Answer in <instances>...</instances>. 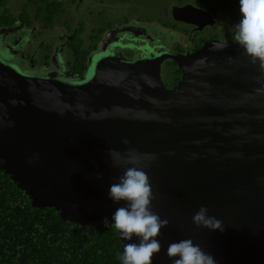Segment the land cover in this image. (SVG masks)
Returning <instances> with one entry per match:
<instances>
[{
	"label": "water",
	"instance_id": "1",
	"mask_svg": "<svg viewBox=\"0 0 264 264\" xmlns=\"http://www.w3.org/2000/svg\"><path fill=\"white\" fill-rule=\"evenodd\" d=\"M190 10L174 8L172 17L203 19L194 22L199 28L211 24L204 12L190 18ZM106 51L89 58L86 73L74 81L24 74L0 60V170L33 208H54L63 221L92 226L105 217L111 224L125 206L108 196L124 171L112 165L108 149L154 154L145 169L152 210L169 223L156 238L162 247L152 263L172 264L179 257L167 256L168 245L192 239L218 264H264L260 62L219 40L191 54L163 52L134 62ZM165 60L182 72L172 88L161 78ZM202 205L222 221L223 232L192 223ZM117 232L122 255L125 244L139 243Z\"/></svg>",
	"mask_w": 264,
	"mask_h": 264
},
{
	"label": "flooded vegetation",
	"instance_id": "2",
	"mask_svg": "<svg viewBox=\"0 0 264 264\" xmlns=\"http://www.w3.org/2000/svg\"><path fill=\"white\" fill-rule=\"evenodd\" d=\"M155 0H0V60L16 65L24 74L50 76L68 81L86 73L89 58L111 50L123 62L153 60L163 52L185 55L210 41L241 46L235 40L239 0H156L166 4L161 25L137 8ZM190 7L188 16L209 15L210 23L175 20L174 8ZM130 11V12H129ZM192 20V19H190ZM101 24L93 27V25ZM89 26V31L84 29ZM87 37L88 42L84 40ZM122 45V46H120ZM175 79L177 65L161 64L162 72Z\"/></svg>",
	"mask_w": 264,
	"mask_h": 264
},
{
	"label": "clouds",
	"instance_id": "3",
	"mask_svg": "<svg viewBox=\"0 0 264 264\" xmlns=\"http://www.w3.org/2000/svg\"><path fill=\"white\" fill-rule=\"evenodd\" d=\"M239 23L235 25L237 34L235 40L242 46L244 53L251 62H260L264 68V0H239ZM227 47V44L218 45ZM124 144L128 141L124 140ZM108 154L114 167H124L123 174L108 189V196L114 203L125 202V206L118 207L103 223L113 226L119 231L125 241L132 240L133 236L139 243L124 245L122 264H152V257L161 251V243L156 239L162 228L168 225L167 219H161L152 210L154 199L152 185L145 171L152 161L154 154H141L129 148L124 153L115 149H108ZM100 179V174H97ZM192 223L211 231H224L222 221L208 215V208L201 206L192 216ZM166 254L172 259V264H218L215 257L205 252L192 239H182L170 243Z\"/></svg>",
	"mask_w": 264,
	"mask_h": 264
},
{
	"label": "trees",
	"instance_id": "4",
	"mask_svg": "<svg viewBox=\"0 0 264 264\" xmlns=\"http://www.w3.org/2000/svg\"><path fill=\"white\" fill-rule=\"evenodd\" d=\"M122 246L113 226L73 224L54 208H33L0 170V264H122Z\"/></svg>",
	"mask_w": 264,
	"mask_h": 264
},
{
	"label": "rangeland",
	"instance_id": "5",
	"mask_svg": "<svg viewBox=\"0 0 264 264\" xmlns=\"http://www.w3.org/2000/svg\"><path fill=\"white\" fill-rule=\"evenodd\" d=\"M147 7L143 8V9H140V8H137V11L136 13L140 16V17H143L142 15H145L147 17H149V19L153 20L154 22L158 23V25H161L163 24V21L167 22L168 19H166L163 15V9H165L166 7V4H160L159 2H154V4L151 6V4L149 5H146ZM130 12V11H129ZM101 24H97V25H93V27H96V26H99ZM86 32L89 31V26L86 27L84 29ZM85 43L88 42V39L87 37L85 38L84 40ZM106 56V53H96L94 56H93V61H95L96 59H99V58H102V57H105ZM162 77H163V80L165 82H167L168 84H171L172 82V77H168L167 76V70H164L162 72Z\"/></svg>",
	"mask_w": 264,
	"mask_h": 264
}]
</instances>
